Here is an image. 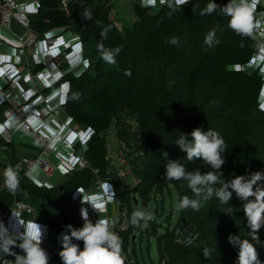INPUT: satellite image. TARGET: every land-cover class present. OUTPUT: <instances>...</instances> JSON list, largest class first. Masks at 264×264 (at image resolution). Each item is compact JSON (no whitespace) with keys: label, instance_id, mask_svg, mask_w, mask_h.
<instances>
[{"label":"trees","instance_id":"trees-1","mask_svg":"<svg viewBox=\"0 0 264 264\" xmlns=\"http://www.w3.org/2000/svg\"><path fill=\"white\" fill-rule=\"evenodd\" d=\"M209 2L211 0H190L182 10L178 8L175 12L166 3L155 16L148 15L136 3L139 20L122 31L109 17L113 0H72L67 11L57 10L42 15V19L32 20L33 29L61 26L76 32L84 41H96L94 73L69 77L70 88L65 101V109L74 122L89 128L87 152H83L89 166L73 172L70 180L57 188H38L22 181L15 193L17 200L54 204L57 211H46L47 222L61 229L68 223L65 200L71 192L80 187L88 188L96 178L121 185L107 151L106 132L112 124L118 144H125L128 165L138 180L132 191L118 192L127 205L131 193L139 192L145 197L156 186L162 188V192L157 193L173 187L179 201L184 196L198 199L186 181L166 180L167 159L163 156V152H167L169 160H179L189 171L198 168L201 173L211 171L202 160L188 162L186 153L175 144L181 133L190 134L197 127L213 129L223 137L227 151L220 171L224 178L244 175L245 170L264 172V107L259 102L262 80L257 71L249 73L243 69L258 51L259 38L255 33V40L236 34L228 27L229 18L220 16L219 10L211 15H199ZM215 2L225 5L224 0ZM195 4L199 7L194 11ZM86 12L91 18L85 17ZM217 25L222 29L216 33L220 43L209 48L204 43L205 36ZM105 29H109L106 38L101 35ZM172 37H178L177 45L169 43ZM101 44L106 50L120 49L116 54L120 56V64L118 70L102 73L111 81L97 91L95 86L105 77L101 74L106 65L99 51ZM126 71L131 75H125ZM205 107L210 109L208 115L200 113ZM128 114L136 117L138 126L134 129L127 125L129 122H121L120 116ZM127 149L133 150L135 158ZM93 170L98 171L96 175ZM13 198L9 190L2 192L0 208L8 210ZM237 202L235 194L226 204L215 197L201 200L199 210H179V219L185 220L190 230L195 229L206 237H215L221 228L228 236L248 231L242 205ZM131 227L130 223L124 238H129ZM168 234L158 237L160 253L161 240L169 247L176 244L174 238H161ZM180 247L190 248L182 244ZM129 261L128 256L126 264Z\"/></svg>","mask_w":264,"mask_h":264},{"label":"crops","instance_id":"crops-1","mask_svg":"<svg viewBox=\"0 0 264 264\" xmlns=\"http://www.w3.org/2000/svg\"><path fill=\"white\" fill-rule=\"evenodd\" d=\"M18 1L27 8L33 21L42 19L44 14L65 10L62 8L63 0ZM224 1L225 4L228 3V0ZM115 2L116 0H113L114 4ZM134 3L140 4L148 15L155 16L162 11L167 2L166 0H134ZM254 18L262 20L261 29L255 30L254 33L259 40L264 39L259 36V32L264 31V0H260ZM120 23L124 27L125 24L121 21ZM34 30L42 39L35 47L27 51L26 58L23 60H19L17 54L21 41L25 37V30L21 34H17L14 32L12 25L9 30L3 32L4 43L0 45V67L10 72V75L17 81L18 86L16 90L7 92L5 99L0 97V111L3 112L10 103L25 106L29 114V123L37 135L30 138L29 145H26L29 154L22 159L34 161L39 155L43 154L55 167L53 175L46 174L38 164L20 171L16 168V164L22 159H16L14 156L10 166L16 169L18 173L19 184L22 181H28L38 188L52 189L68 182L72 173L78 171L75 169L76 160L82 150L86 149L89 141V128L74 122L65 109V101L70 88L67 79L69 77L77 78L93 71L96 41H84L76 32L61 26H46L44 28L41 26L40 28H34ZM50 38L57 40L52 52L56 56H60L59 62L55 67L43 73L39 81L35 83L32 75L34 70L39 68L40 62L48 51L45 39ZM91 44L94 45V66L89 63V58L92 54ZM63 52L67 55L64 59L61 58ZM243 69L249 73L257 71L260 76L264 75V53L258 49L250 63L243 66ZM0 85L3 86L4 82L1 81ZM259 102L261 107H264V83L260 89ZM62 111L66 114L67 120L61 119ZM3 122L2 117L0 128ZM18 132H21L18 127L14 128L11 141H5L0 138V159L6 156L7 148L13 146V136ZM3 173L0 172V194L8 191L4 185ZM93 173L94 175L97 174L94 171ZM120 186V184L116 186L108 179L96 178L88 188L80 187L71 192L65 200V205L72 200H78L81 202L82 208L87 209L92 223H95L98 219H108L110 224H112L116 212L115 199L119 198L125 203L118 196L119 191H124ZM12 195L14 201L17 200L15 194L12 193ZM82 200H91L101 205V207L95 210L91 205L82 203ZM27 202L35 208L34 213H23L20 220H9L4 226L13 231H22L24 224L36 222L44 231L43 243H47L50 247L53 258L52 264H62L59 256V251L62 247L60 237L61 233L67 231L66 225L61 229L57 228L47 222L46 215L47 210L55 213L57 207L49 202H44L42 205L30 200H27ZM36 209L41 210L43 214L35 211ZM3 211L5 210L0 208V213ZM128 211L130 219V210ZM126 232H120L119 237L122 238ZM80 248L83 249V241ZM12 251L23 254L18 247L13 248ZM14 259V256L0 253V264H6L7 261Z\"/></svg>","mask_w":264,"mask_h":264},{"label":"clouds","instance_id":"clouds-1","mask_svg":"<svg viewBox=\"0 0 264 264\" xmlns=\"http://www.w3.org/2000/svg\"><path fill=\"white\" fill-rule=\"evenodd\" d=\"M166 2L172 12H175L178 8L182 10L190 0H166ZM259 3L260 0H228L227 4L219 5L215 0H211L199 15H211L219 10L220 16L229 18L230 29L242 37H251L255 40L257 37L254 31L262 27V20L254 18ZM193 7L195 11L199 5L195 4ZM172 12L169 14L171 15ZM85 17L91 18V14L86 12ZM108 30L102 31L101 35L106 38ZM218 31H222L219 25L207 32L204 43L209 48L220 43L216 36ZM259 36L264 38V31H260ZM169 43L177 45L178 37L170 38ZM257 47L264 53V39L257 41ZM99 51L107 63H115V55L120 52V49L106 50L101 44ZM125 75L130 76L131 73L126 71ZM175 144L186 153L188 162L199 159L211 169L205 173H201L198 169L189 171L184 164L179 163V160H169L167 152H163V156L167 159V164L164 165L166 180L186 181L188 188L198 198L190 199L184 196L177 208L199 210L201 200L207 201L213 197L220 203L226 204L231 201L235 193L242 202L243 214L250 228L252 240L264 246L259 237V232L264 227V172L255 171L244 175H234L231 179L224 178L220 170L225 163L224 153L227 151L225 141L217 131L210 128L205 130L203 127H197L190 134L181 133ZM3 176L4 185L9 192L15 194L19 188L16 169L7 167ZM82 203L91 205L95 210L101 207L91 200H82ZM80 215L84 221L82 227L74 228L69 224L65 226L67 231L61 233L62 247L59 256L62 264H124L122 240L118 234L110 230V221L98 219L92 223L85 208L80 210ZM153 219L154 216L150 212L138 210L132 213L131 224L140 225L143 221V226H147V223ZM43 238L44 231L36 222H28L23 226V231L10 230L0 222V253L15 257L6 264H49V255L41 246ZM73 240L83 241V249L73 243ZM228 241L237 249L236 264H264L259 259L257 247L248 239L229 234ZM17 247L23 254L12 251ZM204 255L207 257L208 252L206 251Z\"/></svg>","mask_w":264,"mask_h":264},{"label":"rangeland","instance_id":"rangeland-1","mask_svg":"<svg viewBox=\"0 0 264 264\" xmlns=\"http://www.w3.org/2000/svg\"><path fill=\"white\" fill-rule=\"evenodd\" d=\"M67 10L68 9H65V11ZM109 17L119 31H122L123 28L132 27L134 22L139 20L136 12V3H134V0H116L115 4L113 3V6L110 9ZM120 21L125 24L124 27L121 25ZM194 22L195 26L196 21ZM12 25L14 32L17 34L23 32V29L17 23H13ZM90 46L92 54L89 58V63L94 66V45L91 44ZM118 56L119 55H115V63L106 62V65L101 69V74L110 73L112 70H118L120 64V56ZM89 73L93 74L94 69ZM103 74L102 76L105 77L99 79L98 84L95 86L97 91L108 86L111 81V78L108 75ZM263 83L264 82H262V84ZM209 110V107H205L200 113L202 112L208 115L210 113ZM2 117L3 112L0 111V120H2ZM60 117L62 120H67V116L63 111L61 112ZM120 118L121 122H129L127 125L133 129L138 126L134 115H121ZM30 138L31 137L22 132H18L13 136V146L8 147L6 156L0 159V172H4V170L10 166V162L14 156L16 159H22L23 157L28 156L29 151L26 145H29ZM106 142L111 163L114 166V169H118L117 153L119 146L116 138V128L113 124L106 132ZM85 151L87 152V149L83 150V152ZM127 151L129 155L133 154V150L127 149ZM132 157H134V154ZM198 170L200 171L199 168ZM246 173H248V170H245L244 174ZM137 183L138 180L136 175L130 174L121 180L120 188L125 192L132 191ZM217 187H219V185H217ZM160 191L162 192V188L156 186L151 188L148 194L146 193L145 197L139 192L131 193L130 203L127 205L130 214L132 215L134 211L143 210L150 212L154 216V219L149 221L147 226H143V221L140 222V225H133L131 230H129V238L120 237L122 240V256L124 257L126 251L128 252L130 260L129 264H236L237 249L229 243L228 235L227 233L225 235L223 228L218 229L215 237H206L195 229L190 230V228H188L189 224H187L185 220L179 219V209L177 208L179 199L174 188L170 187L169 190H163V193H157ZM237 200V204L242 205V202L238 198ZM35 211L43 214L39 209H36ZM180 221L183 222V225H179ZM236 224L237 222H235V225ZM179 228L180 230H183V233L182 231L179 232V230V233L177 234L176 230ZM262 231H264V227H262L259 232L260 241L264 244V234ZM168 232L169 234L166 235V237L161 238H174L176 244L173 243L169 247L168 245H165V241L161 240L160 245L162 252L160 253L157 247L158 237L161 234ZM229 232L231 233V230ZM239 233L234 235H239L241 239H248L252 242L257 247L259 259L264 262V246H261V244H257L256 241L252 240L250 230H241ZM177 238H186L185 241L188 240L187 242L191 243H182V245L190 246V248H187V250H184L183 248L181 249V244L177 242ZM206 251L208 252L207 257L204 255ZM126 263L127 262L124 261V264Z\"/></svg>","mask_w":264,"mask_h":264},{"label":"built area","instance_id":"built-area-1","mask_svg":"<svg viewBox=\"0 0 264 264\" xmlns=\"http://www.w3.org/2000/svg\"><path fill=\"white\" fill-rule=\"evenodd\" d=\"M72 0H63L62 8L67 9L69 3ZM13 23H17L26 34L23 40L21 41L20 47L18 49L17 57L18 59L26 58L27 51L35 47L38 42L42 39L32 27V19L28 13V10L25 6L21 5L18 0H0V45L4 43L3 41V32L9 30ZM46 45L48 48L47 53L44 56V59L40 62L39 68L34 70L32 79L35 83L39 81L43 73L49 71L51 68L55 67L59 62L60 56H56L52 52V48L56 45L57 40L55 38L45 39ZM66 53L61 54V58H66ZM262 82H264V75L260 76ZM3 81L4 85H0V97L5 99L6 93L11 92L17 89L18 83L15 78L10 75V72L4 70L0 67V82ZM3 120L0 128V138L5 141H11L14 128L18 129L25 135L29 137H34L37 133L33 130L31 124L29 123V114L23 105H14L10 103L3 110ZM118 169H114L116 179L121 181L124 177L133 174L132 169L128 165V160L125 156V144H118ZM36 164L40 165L43 171L48 175H53L55 173V167L53 164L46 159L43 154L39 155L36 160L22 159L16 164V168L20 171L25 170V168H30ZM88 167V161L85 154L82 153L78 156L75 164L76 170H83ZM95 173L98 171L95 170ZM103 184V183H102ZM101 185V184H100ZM116 212L114 215L113 223L110 224V230L120 236V232L127 231L130 227L129 211L127 205L123 203L119 198L115 199ZM68 211L67 225L71 224L74 228L82 227L84 221L81 218L80 210L82 209V204L78 200H72L66 204ZM23 213L33 214L34 208L26 201L15 200L11 207L0 213V222L4 225L7 224L9 220H20ZM24 224L23 226H25ZM179 225H183V222L180 221ZM22 226V231H23ZM177 229V234L183 230ZM179 231V232H178ZM186 238H177V242L180 244H189L191 242L185 241ZM188 239V238H187ZM73 243L81 245L82 241L73 240ZM49 255V264H52V255L50 252V247L47 243H42L41 245ZM123 254V253H122ZM124 261L128 260V255H124Z\"/></svg>","mask_w":264,"mask_h":264},{"label":"water","instance_id":"water-1","mask_svg":"<svg viewBox=\"0 0 264 264\" xmlns=\"http://www.w3.org/2000/svg\"><path fill=\"white\" fill-rule=\"evenodd\" d=\"M135 202H136V200H135Z\"/></svg>","mask_w":264,"mask_h":264}]
</instances>
